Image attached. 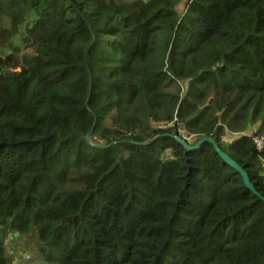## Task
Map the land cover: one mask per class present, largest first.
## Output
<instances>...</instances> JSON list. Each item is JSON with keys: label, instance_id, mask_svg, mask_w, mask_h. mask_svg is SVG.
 Instances as JSON below:
<instances>
[{"label": "trees", "instance_id": "trees-1", "mask_svg": "<svg viewBox=\"0 0 264 264\" xmlns=\"http://www.w3.org/2000/svg\"><path fill=\"white\" fill-rule=\"evenodd\" d=\"M262 137L264 0H0V264H264Z\"/></svg>", "mask_w": 264, "mask_h": 264}, {"label": "water", "instance_id": "water-1", "mask_svg": "<svg viewBox=\"0 0 264 264\" xmlns=\"http://www.w3.org/2000/svg\"><path fill=\"white\" fill-rule=\"evenodd\" d=\"M174 139L180 143L183 147H185L187 150L189 151H198L204 144H211L214 146L217 154L220 155V157L223 159V161L228 164L230 167H232L234 170H236L239 174H241V176L244 179V182L247 186V188L254 193L256 196H259L260 198H262L260 196V194L257 192L255 185L253 184L249 174L247 173V171L241 167L230 155H228L227 153H225L220 145L218 143L215 142V140L211 137H204L203 139H201L199 141V143L196 146L190 145L186 140H184L183 138L179 137V136H174Z\"/></svg>", "mask_w": 264, "mask_h": 264}, {"label": "rangeland", "instance_id": "rangeland-1", "mask_svg": "<svg viewBox=\"0 0 264 264\" xmlns=\"http://www.w3.org/2000/svg\"><path fill=\"white\" fill-rule=\"evenodd\" d=\"M126 1H128V2H132V1H134V0H126ZM25 32V28H23L22 30H21V33H24ZM20 38L21 37H17L16 39H15V41H16V43L17 44H20L21 42H20ZM180 132V134L181 133H183V131H179ZM235 138H236V135H234V136H232V135H226V136H223V138H222V140H223V142H225V143H233L234 142V140H235ZM189 140V142H194L195 141V139H194V137L193 138H189L188 139ZM19 237L18 236H10L9 237V243H8V250L10 251V252H14L17 256H16V258H20V257H26V256H31V260L29 261V263L28 264H39V263H36L38 260L35 258V253H33L31 250H20V247L19 246H16L15 245V243L13 242L12 243V241H14V240H16V241H19ZM23 261V260H22ZM23 264H26V262L25 263H23Z\"/></svg>", "mask_w": 264, "mask_h": 264}, {"label": "built area", "instance_id": "built-area-1", "mask_svg": "<svg viewBox=\"0 0 264 264\" xmlns=\"http://www.w3.org/2000/svg\"><path fill=\"white\" fill-rule=\"evenodd\" d=\"M181 131H183V133H181L180 135L184 138V139H186V140H188L189 139V137L186 135V133H185V131L183 130V129H180ZM255 133V130L253 131H249V132H247V133H243V134H236V138H235V140H237L238 138H240V137H244V136H248V137H251L253 134ZM234 140V141H235ZM189 141V140H188ZM256 142H257V145H258V148H259V150H261V149H263V147H264V137H262V138H259V139H256ZM31 260V256H26L25 257V261H30Z\"/></svg>", "mask_w": 264, "mask_h": 264}, {"label": "crops", "instance_id": "crops-1", "mask_svg": "<svg viewBox=\"0 0 264 264\" xmlns=\"http://www.w3.org/2000/svg\"><path fill=\"white\" fill-rule=\"evenodd\" d=\"M23 260V261H22ZM26 262V264H28L29 263V261H25V258L23 257H20V258H16L15 259V263L14 264H23V263H25Z\"/></svg>", "mask_w": 264, "mask_h": 264}, {"label": "clouds", "instance_id": "clouds-1", "mask_svg": "<svg viewBox=\"0 0 264 264\" xmlns=\"http://www.w3.org/2000/svg\"><path fill=\"white\" fill-rule=\"evenodd\" d=\"M183 138V137H182ZM184 139V138H183ZM184 140H186V139H184ZM187 142H189L188 140H186Z\"/></svg>", "mask_w": 264, "mask_h": 264}]
</instances>
